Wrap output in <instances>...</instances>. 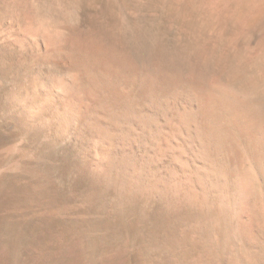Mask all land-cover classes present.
Instances as JSON below:
<instances>
[{
  "label": "rangeland",
  "instance_id": "rangeland-1",
  "mask_svg": "<svg viewBox=\"0 0 264 264\" xmlns=\"http://www.w3.org/2000/svg\"><path fill=\"white\" fill-rule=\"evenodd\" d=\"M0 264H264V0H0Z\"/></svg>",
  "mask_w": 264,
  "mask_h": 264
},
{
  "label": "bare ground",
  "instance_id": "bare-ground-1",
  "mask_svg": "<svg viewBox=\"0 0 264 264\" xmlns=\"http://www.w3.org/2000/svg\"><path fill=\"white\" fill-rule=\"evenodd\" d=\"M112 54V56H108L111 60L113 61H116L118 63H115V64H118V66H114L110 72L114 75V79L115 81H117V78H118V69L120 67V65H123L125 67V75H124V78L120 81L121 82V85H125L126 82H132L135 78H139V82H140V85H141V93H146L148 95H156V93L160 92V94H162L161 92H169L171 93L172 91H174V93H178V92H175L176 90H185V92H189V93H192V94H196V96L200 95L199 97H202L203 99L205 100H209L211 102L210 106L213 104H216V103H219V104H222V105H226V101L224 102L223 101V98L221 95V93H219V91H217V89L215 90H211L209 88V85H207L208 83L210 84V87H211V84L212 82L210 83V81L208 82V80L206 79H199L193 75H187L186 73H184L183 71H181L179 68H176L172 66H167L165 65L164 63H162L161 65L157 64V65H150V64H138L136 61H134L133 59H131L130 57H127V56H119V57H116L115 54L116 53H113V52H110ZM117 55V54H116ZM124 71V70H123ZM202 77V76H201ZM94 81H92V84H93V89L94 90H105L107 91L106 87H105V84H103L98 78L96 77H93ZM216 82V81H215ZM215 84V83H214ZM127 85V84H126ZM221 85V84H220ZM212 86H214L212 84ZM115 91H118V90H114L112 89L111 91H107L109 94H113V95H118V94H114ZM121 91V90H120ZM119 91V92H120ZM124 91V89L122 90ZM182 91V92H183ZM215 91V92H214ZM101 92V91H100ZM117 93V92H116ZM122 93V92H121ZM120 93V94H121ZM172 92V94H174ZM180 93V92H179ZM178 93V94H179ZM224 93V92H223ZM124 94V93H123ZM111 95V96H113ZM159 95V94H158ZM119 96V95H118ZM161 96V95H160ZM169 96V95H168ZM171 96V94H170ZM225 96V94H224ZM152 97V96H151ZM195 97V96H194ZM159 98V97H158ZM163 98V97H162ZM198 98V97H197ZM160 99V98H159ZM200 99V98H198ZM201 100V99H200ZM204 100V101H205ZM228 100V99H227ZM185 101V100H184ZM219 101V102H217ZM220 101H223V102H220ZM205 102H208V101H205ZM224 103V104H223ZM232 103V102H231ZM201 104V103H200ZM208 104V103H206ZM206 104H202V107L203 105H205V107L207 108V105ZM208 104V106H209ZM229 104V103H228ZM231 105L233 106V104H229L228 106L231 107ZM223 106V108H224ZM235 107V106H234ZM209 108V107H208ZM207 108V109H208ZM211 112H213L216 108L212 107ZM226 108V107H225ZM232 108V107H231ZM218 109V108H217ZM227 109V108H226ZM238 109V108H237ZM228 110V109H227ZM231 110V109H229ZM233 110V108H232ZM231 110V111H232ZM204 111V110H203ZM206 111V110H205ZM226 111V110H225ZM235 111V110H234ZM207 112V111H206ZM210 112V111H209ZM209 113V114H212V113ZM216 112V110H215ZM233 112V111H232ZM196 113V112H195ZM236 113V112H235ZM234 113V114H235ZM207 114V115H209ZM215 114V113H214ZM237 114V113H236ZM200 115V114H199ZM220 116V115H219ZM224 116V115H223ZM211 117V116H210ZM233 117V116H232ZM247 117V116H246ZM117 118V117H116ZM192 118V117H191ZM97 119V118H96ZM217 119V118H216ZM103 120V119H102ZM175 120V118H174ZM99 121V120H98ZM263 121V120H262ZM210 122V121H209ZM208 122V123H209ZM240 122V121H239ZM96 124V123H95ZM141 125V124H140ZM162 125V124H161ZM115 126V125H114ZM245 126V125H244ZM243 126V127H244ZM159 127V126H158ZM174 127V126H173ZM205 127V126H204ZM248 127H246L245 129H247ZM94 129V128H93ZM104 129V128H103ZM156 129V128H155ZM241 129H243L241 127ZM249 129V128H248ZM256 129V128H255ZM161 130V129H160ZM229 131V130H228ZM247 131V130H246ZM92 132V131H91ZM106 132V131H105ZM224 132V131H223ZM244 132V131H243ZM108 133V132H107ZM225 134V133H224ZM245 134H248V133H245ZM215 135V134H214ZM153 138V137H152ZM156 139V138H155ZM224 140V139H223ZM229 140V139H228ZM233 140V139H232ZM142 141V140H141ZM227 141V138L226 140ZM238 141V140H237ZM222 142V141H221ZM153 144V143H152ZM235 144V143H234ZM239 144V143H238ZM237 144V145H238ZM230 146V145H229ZM227 147V146H226ZM232 147L234 148V146L232 145ZM230 146V148H232ZM249 147V146H248ZM235 151L234 150H230L229 149V160H231L229 163H234L235 166H236V163L238 165H242L243 164V161H244V154L242 153L241 151V147L239 148V146H235ZM238 148V149H237ZM227 149V148H226ZM142 150V149H141ZM235 153H234V152ZM244 151V150H243ZM228 152V150H227ZM255 152V151H254ZM214 153V152H213ZM225 154V155H226ZM255 154V153H254ZM257 154V153H256ZM248 155V154H247ZM256 156V155H255ZM258 156V155H257ZM227 157V156H226ZM247 156L245 155V158ZM259 158V157H258ZM248 159V158H246ZM228 160V159H227ZM248 161V160H247ZM247 161L245 163H247ZM234 167V165H232ZM238 166H236L237 168ZM243 170V169H242ZM240 171V170H239ZM240 173V172H239ZM204 174V173H203ZM151 176V175H150ZM246 176V175H245ZM249 176V175H247ZM233 177V176H232ZM253 177V176H251ZM243 179V178H242ZM250 179V178H249ZM204 181V180H203ZM244 181V180H243ZM225 184V183H224ZM219 185V184H218ZM218 187V186H217ZM220 188V187H219ZM222 188V187H221ZM189 189V188H188ZM247 189H243V191H245ZM221 191V190H220ZM239 193V192H238ZM222 194H223V191H222ZM217 195V194H216ZM228 196V195H227ZM217 198V197H216ZM224 201V200H223ZM225 204V203H224ZM221 205V204H220ZM227 211V210H226Z\"/></svg>",
  "mask_w": 264,
  "mask_h": 264
}]
</instances>
